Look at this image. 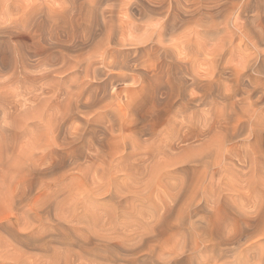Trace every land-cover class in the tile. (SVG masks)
Listing matches in <instances>:
<instances>
[{
  "label": "rangeland",
  "instance_id": "obj_1",
  "mask_svg": "<svg viewBox=\"0 0 264 264\" xmlns=\"http://www.w3.org/2000/svg\"><path fill=\"white\" fill-rule=\"evenodd\" d=\"M263 1L0 0V264H264Z\"/></svg>",
  "mask_w": 264,
  "mask_h": 264
},
{
  "label": "bare ground",
  "instance_id": "obj_2",
  "mask_svg": "<svg viewBox=\"0 0 264 264\" xmlns=\"http://www.w3.org/2000/svg\"><path fill=\"white\" fill-rule=\"evenodd\" d=\"M264 2V1H263ZM241 3V2H240ZM219 5V4H218ZM229 10H227V12H228ZM252 20V19H251ZM236 24V23H235ZM26 29V28H25ZM243 34V33H242ZM219 36V35H218ZM240 37V36H239ZM263 37V36H262ZM148 39V38H147ZM146 41V40H145ZM153 42V41H152ZM142 43V42H141ZM106 49V48H105ZM258 50V49H257ZM112 51V50H111ZM214 52V51H213ZM104 53H105V51H104ZM111 53V52H110ZM241 53V52H240ZM101 55V54H100ZM103 55V54H102ZM156 56V55H155ZM103 57V56H102ZM107 57V56H106ZM255 59V58H254ZM168 60V59H167ZM134 65V64H133ZM131 66V65H130ZM242 71V70H241ZM110 96V95H109ZM136 96V95H135ZM111 97V96H110ZM141 106V105H140ZM137 110V109H136ZM258 262H260V261H258ZM262 263V262H261ZM258 264V263H257Z\"/></svg>",
  "mask_w": 264,
  "mask_h": 264
}]
</instances>
